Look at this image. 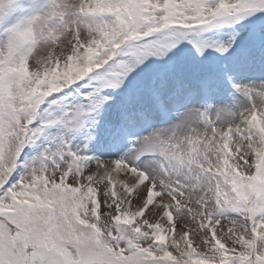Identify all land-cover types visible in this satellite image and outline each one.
I'll return each instance as SVG.
<instances>
[{
    "label": "rangeland",
    "instance_id": "rangeland-1",
    "mask_svg": "<svg viewBox=\"0 0 264 264\" xmlns=\"http://www.w3.org/2000/svg\"><path fill=\"white\" fill-rule=\"evenodd\" d=\"M34 1L0 0V20L12 18L0 33V215L16 227L0 219V264L27 253L30 264H264V42L246 23L264 38V0H143L135 36L169 21L198 31L163 34L74 90L112 59L127 0ZM222 4L233 11L217 14ZM61 87L42 115L50 129L36 128L23 156L27 126ZM228 117L245 127L239 146ZM106 161L139 178L154 165L168 188L149 178L136 189Z\"/></svg>",
    "mask_w": 264,
    "mask_h": 264
},
{
    "label": "bare ground",
    "instance_id": "bare-ground-1",
    "mask_svg": "<svg viewBox=\"0 0 264 264\" xmlns=\"http://www.w3.org/2000/svg\"><path fill=\"white\" fill-rule=\"evenodd\" d=\"M256 101H257V99L255 98V100H254V102L252 104L255 105L256 103H258V101L257 102ZM243 108H247V106L244 105ZM196 109H197L196 107H190L189 110H188L190 112L187 113V115H185L183 119L186 120L187 118H189L190 113L192 114V111L193 110H196ZM228 119L231 122L233 121L232 122V125H231V127H233V130H236L237 129L239 132H241L239 136L237 135L238 133H236V136L233 138V143L235 142V144L237 143L238 146H239L240 144H242V141L240 140V136L242 135L241 137H243L244 136V133H246L245 132V127L243 125L240 126V124H239L240 123V120H238V119L236 121H234L233 119H231L229 117H228ZM217 130H219V132H220V128H217ZM220 135H222V134H220ZM151 136H152L151 134H148L146 136V138H149ZM104 164H105V167L107 169H118L119 171H118V174L116 175V177L118 176V179L119 180L125 181L126 182L125 184H128L129 185V184H133L134 182H137L138 183V186L136 185V189L139 188L140 186L142 187L143 184L141 182L142 181L145 182L149 178L150 179H154V180H156L158 182L157 184H158V187H159L160 190H163L164 192H166V189L168 188V186H165L166 182H162V180L160 178V174L155 169L154 165L153 166L152 165L149 166V164H148L146 166V170H144L145 171V174H143V176H141V178H139L135 173H131V172L127 171L122 166H119V165H118V167L113 166L112 162H109V161L104 162ZM113 167H115V168H113ZM139 179H142V181L139 180ZM171 191L172 190L170 189V192ZM148 193L149 192H147L145 190V193H143V194L144 195H149ZM191 195L192 194L190 193L189 196L191 197ZM193 197H195V196L193 195ZM165 200H166L165 198H160V199H156V200L150 202V208H149L150 213H151V214L149 213L150 214V217H152V215H154V218H156V220L157 219L159 220V218H161V215L162 214L160 212L163 211V205L162 204L163 203H166ZM181 211L178 212L177 214L178 215H181V214H184L185 213V212H183V211L181 212ZM193 213H194V211H193ZM180 217L183 218V215H181Z\"/></svg>",
    "mask_w": 264,
    "mask_h": 264
}]
</instances>
